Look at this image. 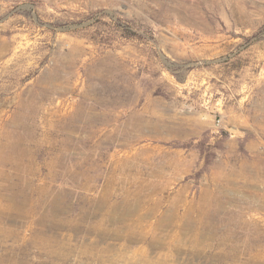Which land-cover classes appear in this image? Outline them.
Returning <instances> with one entry per match:
<instances>
[{"label": "rangeland", "instance_id": "rangeland-1", "mask_svg": "<svg viewBox=\"0 0 264 264\" xmlns=\"http://www.w3.org/2000/svg\"><path fill=\"white\" fill-rule=\"evenodd\" d=\"M0 264H264V0H0Z\"/></svg>", "mask_w": 264, "mask_h": 264}, {"label": "bare ground", "instance_id": "bare-ground-1", "mask_svg": "<svg viewBox=\"0 0 264 264\" xmlns=\"http://www.w3.org/2000/svg\"><path fill=\"white\" fill-rule=\"evenodd\" d=\"M245 166V165H244ZM243 167V165H242ZM205 199V198H204ZM203 200V199H202ZM207 200V199H206ZM219 199L216 197H212L211 200L207 203L208 206L207 207H202L201 205L198 207L199 212L197 213V217L200 215V217H207L208 214H210L209 212L216 209L217 210V206H216V201H218ZM219 203V202H218ZM192 210L191 209H187L184 213L183 216L186 217V220L183 224V228L186 227L187 225H189L191 222L196 221L194 219V215H191ZM211 216L214 217V215L210 214Z\"/></svg>", "mask_w": 264, "mask_h": 264}, {"label": "water", "instance_id": "water-1", "mask_svg": "<svg viewBox=\"0 0 264 264\" xmlns=\"http://www.w3.org/2000/svg\"><path fill=\"white\" fill-rule=\"evenodd\" d=\"M232 128H234V127H232ZM232 128H231V130H232ZM235 129V128H234ZM237 130V129H236Z\"/></svg>", "mask_w": 264, "mask_h": 264}]
</instances>
